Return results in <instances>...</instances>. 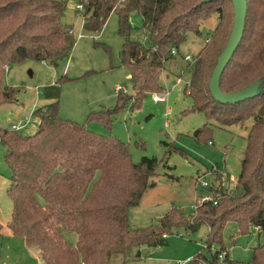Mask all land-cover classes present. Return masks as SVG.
I'll list each match as a JSON object with an SVG mask.
<instances>
[{
	"label": "trees",
	"instance_id": "trees-1",
	"mask_svg": "<svg viewBox=\"0 0 264 264\" xmlns=\"http://www.w3.org/2000/svg\"><path fill=\"white\" fill-rule=\"evenodd\" d=\"M77 1L82 4L77 11L87 31L101 30L110 13L117 14V31L124 39L120 63L129 69L132 93L118 91L112 108L92 111L77 122L59 115L55 85L48 89L52 101L32 111L33 133L0 128L10 170L6 193L11 199L8 226L12 234L35 247L45 264H111L114 255H120L124 264L133 248L164 246L165 234L179 226L196 232L206 224L207 246L221 244L223 227L232 220L240 232L254 227L264 234V0H247L242 38L220 77L224 93L258 81L261 90L235 103L215 100L208 88L232 28L230 0ZM223 1L230 2L232 16L219 8ZM212 3L218 21L211 39L184 66L189 72L186 90L193 102L191 109L207 119L193 135L197 139L204 136L210 129L209 120L227 126L251 119L241 170L230 194L220 186L204 189L216 204H202L187 216L172 208L155 223L133 228L128 212L154 186L156 159L142 157L133 162L126 143L90 129L88 122L96 120L110 129L119 111L138 107L146 94L159 91L165 63L175 57L171 50L175 48L179 55L186 33L200 34L199 26L210 13H198ZM65 5V0H0V104L14 101L19 90L3 83L9 65L31 59L58 66L68 58L74 35L61 21ZM133 11L141 17L143 41L129 39ZM63 230L75 232L76 241H68ZM221 250L213 254L212 264ZM199 258L190 260L191 264ZM252 262L264 264V240L253 248Z\"/></svg>",
	"mask_w": 264,
	"mask_h": 264
},
{
	"label": "rangeland",
	"instance_id": "rangeland-1",
	"mask_svg": "<svg viewBox=\"0 0 264 264\" xmlns=\"http://www.w3.org/2000/svg\"><path fill=\"white\" fill-rule=\"evenodd\" d=\"M65 2L61 21L72 28L74 35L68 58L58 66L31 59L9 65L3 83L19 90L14 101L0 104V128H10L11 123L24 118L29 123L20 132L33 133L36 121L32 110L45 103V87L57 81L59 115L77 122H83L92 111L112 108L116 103L117 85L125 93H132L129 69L120 63L119 53L124 39L117 31V14L110 13L102 29L91 32L83 28L77 11L78 1ZM214 3L204 6L198 13L200 16L210 13V16L201 22L200 34L186 33L185 41L178 48L179 55H188L192 59L207 41L206 37L211 39L210 33L218 21ZM218 6L232 16L230 2L223 1ZM129 20L132 27L129 39L143 41L140 15L133 11ZM179 55L175 54L165 63L160 74V90L153 92H167L165 102L153 101L152 93H148L138 107L127 106L119 111L113 117L110 129L96 120L88 122L90 129L103 135L110 133L126 143L133 162H139L142 157L156 159L152 178L154 186L146 189L138 205L128 212V222L133 228L155 223L172 208H177L185 216L195 214V198L203 192L197 186L198 178H204L210 187L220 186L223 192L230 194L241 170L252 120L227 126L209 120V131L197 139L193 132L207 119L202 112L191 109L193 102L186 90L189 72L184 70L186 61ZM62 77L69 79L60 81ZM177 77L180 82L176 81ZM5 152V146L0 143V225H3L0 264H45L35 247L28 246L23 238L8 231L11 199L6 189L10 183V170L4 160ZM212 165H216L218 171L212 170ZM207 233L206 224H201L196 232L182 226L174 227L165 234L164 246L133 248L124 264H191L190 260L197 256L200 258L195 264H212L218 248L222 249L221 257L213 264H255L252 262L253 248L264 240V234L254 227L240 232L233 220L223 227L221 244L207 246ZM63 235L71 243L76 241L73 231L63 230ZM138 251L140 256L136 257ZM121 260L120 255H114L111 264H121Z\"/></svg>",
	"mask_w": 264,
	"mask_h": 264
},
{
	"label": "water",
	"instance_id": "water-1",
	"mask_svg": "<svg viewBox=\"0 0 264 264\" xmlns=\"http://www.w3.org/2000/svg\"><path fill=\"white\" fill-rule=\"evenodd\" d=\"M210 1V0H207ZM233 7V23L228 40L217 58L212 70L208 88L213 98L222 103H235L250 98L260 92L259 81L232 93H224L220 89L221 74L239 44L247 14V0H230Z\"/></svg>",
	"mask_w": 264,
	"mask_h": 264
},
{
	"label": "built area",
	"instance_id": "built-area-1",
	"mask_svg": "<svg viewBox=\"0 0 264 264\" xmlns=\"http://www.w3.org/2000/svg\"><path fill=\"white\" fill-rule=\"evenodd\" d=\"M77 9H79V10L82 9V4L78 3L77 4ZM206 40L207 41L209 40V36L206 37ZM171 53L175 55V54H177V50L175 48H173L171 50ZM184 59L186 61H189V60H191V57L188 56V55H186L184 57ZM176 81L177 82H180L181 81L180 77H177L176 78ZM186 82H187V85H188L189 84V80L186 81ZM117 89H122V88L118 86ZM166 94H167V92H165V94H163V93L162 94H155V93L153 94L152 93V100L155 101V102H165L166 101ZM27 123H28V120L27 119H20L17 123L12 124L10 126V128L11 129H16V130L22 129ZM209 143H211V142H209ZM211 167H212V170H217L218 171L216 165H212ZM224 173L225 172L222 171V174H224ZM198 180H199V182L197 183V186H198V188H200L201 190H203V192H201L195 198V203H194L193 211H196L197 208L200 205L205 204V203H208V202H212L213 204H216V200L213 198L212 194L209 193V192H207V191H204V189L210 187L211 184L207 180H205L204 178H198ZM219 257H221V255Z\"/></svg>",
	"mask_w": 264,
	"mask_h": 264
},
{
	"label": "crops",
	"instance_id": "crops-1",
	"mask_svg": "<svg viewBox=\"0 0 264 264\" xmlns=\"http://www.w3.org/2000/svg\"><path fill=\"white\" fill-rule=\"evenodd\" d=\"M178 54V53H177ZM179 56H181V55H179ZM182 57V56H181ZM44 62V61H43ZM9 68V66L7 67V69ZM6 69V70H7ZM55 85H57V82L56 83H50L49 85H47L46 87H45V89H44V91H43V95H44V101H45V103L44 104H47V103H49V102H51L52 101V99L49 97V93H51V91L49 92L48 91V89H50V87H53V86H55ZM120 87V86H119ZM118 88V85L116 86V89ZM122 88V87H121ZM123 89V88H122ZM122 89H117V91H120V90H122ZM53 92V91H52ZM44 104H42V105H44ZM38 106H35L34 108H33V110L35 109V108H37ZM32 110V111H33ZM24 119V118H23ZM19 121V120H18ZM17 121V122H18ZM17 122H15V123H17ZM15 123H11L10 124V126L12 125V124H15ZM29 123V122H28ZM28 124H26L25 126H27ZM25 126L23 127V128H25ZM2 229H3V225H1V227H0V231L2 232ZM5 231H7V228L5 229ZM8 231L10 232L11 230H10V228L8 229ZM11 234H12V232H10Z\"/></svg>",
	"mask_w": 264,
	"mask_h": 264
}]
</instances>
